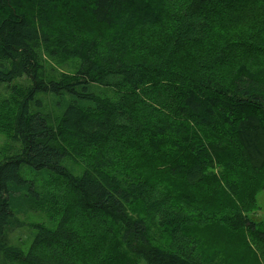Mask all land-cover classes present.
<instances>
[{
    "label": "trees",
    "instance_id": "obj_1",
    "mask_svg": "<svg viewBox=\"0 0 264 264\" xmlns=\"http://www.w3.org/2000/svg\"><path fill=\"white\" fill-rule=\"evenodd\" d=\"M252 1L0 0V85L30 80L0 155V264H206L196 237L206 224L229 241L245 232L264 241L244 210L264 179V65L246 52L264 37L241 29L219 41L215 18ZM72 12L104 26L105 38L56 23ZM165 22L166 45L134 57L136 37ZM41 48L76 60V75L41 78ZM38 95L59 119L34 118ZM148 162L191 178L196 165L198 190L223 189L225 205L189 211L172 186L139 175ZM209 170L214 188L204 184ZM38 209L45 222L29 225ZM112 244L121 250L109 253Z\"/></svg>",
    "mask_w": 264,
    "mask_h": 264
},
{
    "label": "rangeland",
    "instance_id": "obj_2",
    "mask_svg": "<svg viewBox=\"0 0 264 264\" xmlns=\"http://www.w3.org/2000/svg\"><path fill=\"white\" fill-rule=\"evenodd\" d=\"M237 4L239 5L235 6L234 11H231V7L227 6L224 11H218L217 17L215 16L216 20H218L216 28L218 40L232 42V35L241 29L258 28L257 33L259 36L264 37V0H253L244 7L243 2ZM251 5L252 7H250ZM25 8L28 14H33L32 3H26ZM70 13L59 14L56 23L66 24L89 35L99 34L105 38L106 29L104 26L96 24L90 16L79 15L75 12H72L71 19L66 18L65 20L64 17L70 15ZM166 22L136 37L132 46L134 57L146 59L155 56L166 45L169 36V25ZM252 44L249 45L250 50L246 52L253 62L264 65V41L258 42L256 40ZM243 45L248 44L238 43L236 46L239 48V46ZM41 52V78L45 80H59L64 75L69 77L76 75L80 67V64L76 60L66 59L59 52H47L43 48H41ZM228 63L226 71L231 69L233 61L229 60ZM9 79H11L10 82L0 85V155L9 147L8 140L12 131V121L18 102L30 90V80L25 76L14 79L8 78L7 80ZM38 98L42 100L43 105L41 108L34 110L33 116L35 119L47 116H50L54 120L60 118L59 111L52 106L53 101L47 95H38ZM33 122H38V120ZM192 133L199 138L202 137L196 131H192ZM193 169H197V175L191 178L185 175H172V173L166 172L163 168H159L158 165L148 162L142 164L138 173L140 176L160 178L166 186H172L178 194V202L188 208L189 211L198 210L202 207L223 208L225 205V198L222 193L223 189L218 191L209 190L207 192L198 190L196 182L204 178V172L201 174L199 167L196 165L193 166ZM246 170L247 173L253 175L247 168ZM23 171L25 180L34 181L38 187H48L44 186L45 184H43L39 176L32 175L28 170ZM214 173L216 174V170H214ZM214 173L209 170V178L204 179V184L211 188H214L215 184L214 181H210L212 180L210 177ZM191 180H194V182L190 183ZM263 183L264 179L257 176L254 183H252V190L244 197L246 215L258 227H264V191L261 189ZM37 211L40 214L34 212L32 216L29 214L26 217L29 225L45 222V216L42 214L43 211L39 209ZM24 236L25 233L20 235V237ZM196 237L197 245L206 260V264H264V241L258 240L248 232L238 236L234 241H229L219 226L216 224H206L196 230ZM112 245L113 249L109 253L116 254L121 250L117 244ZM102 246L103 243L96 242L94 249L97 250L102 248ZM89 254L94 258L95 251L90 250Z\"/></svg>",
    "mask_w": 264,
    "mask_h": 264
}]
</instances>
